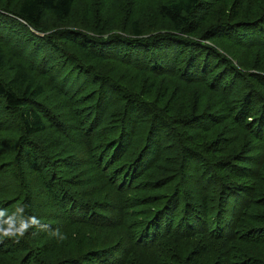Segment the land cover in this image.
<instances>
[{
  "label": "trees",
  "instance_id": "1",
  "mask_svg": "<svg viewBox=\"0 0 264 264\" xmlns=\"http://www.w3.org/2000/svg\"><path fill=\"white\" fill-rule=\"evenodd\" d=\"M3 1L0 227L23 235L0 236V264H264V75L203 43L260 50L264 72V7L163 0L171 30L104 38L46 34L76 0ZM49 128L62 135L35 139Z\"/></svg>",
  "mask_w": 264,
  "mask_h": 264
},
{
  "label": "rangeland",
  "instance_id": "2",
  "mask_svg": "<svg viewBox=\"0 0 264 264\" xmlns=\"http://www.w3.org/2000/svg\"><path fill=\"white\" fill-rule=\"evenodd\" d=\"M162 1L163 0H149L146 2H143L141 0H76V3L72 10V18L69 19L67 25L57 23L50 15L46 16L45 21L48 31V33L46 34L64 30V27L69 26L68 28L71 29L75 27H81L84 30L88 29L94 32H98L99 30L103 31L104 38L108 37L109 34L107 33L109 32H115L113 34L125 38L123 35H130V31L127 28L129 22L138 21L144 33L143 37H152V35L165 32V30H171V26L168 24V21L163 19V17H161L158 12V7L162 3ZM7 2L10 3L11 1L4 0L1 3V6L5 7L7 5ZM263 7L264 0H254L252 7L249 9L250 18H254L258 14H260L259 10ZM84 30L81 31V33L86 32L89 35L92 34ZM241 42H245V40L242 39ZM203 43H205L206 45H213L217 50L221 51L227 56L230 55V57H243L244 60L247 61V64L244 69H241L246 73L260 72L264 75L263 71H257L253 68V66L255 65V60L257 59V57H260V54L258 53H261L262 51L257 49H253L251 52L244 51L245 49L241 50L238 46L234 45L236 42L233 39H231L230 41L225 39L224 42L215 39L210 42L204 41ZM42 46L43 44L39 46V50L44 49ZM71 52L75 53L76 49L72 48ZM112 66V63H107L104 65L101 64L99 66V70L102 68V71H109ZM262 66H264V61H262ZM38 80H40V82L44 84L45 89V94L43 95L41 103L43 105L54 103L55 107H57L58 113L60 114L59 118L61 122L63 121V125H65L66 127L75 125V120L72 113H70L66 108L62 107V101H64V97L61 94H57L55 98H53L55 93H53L54 91L50 90L49 86H47L48 80L46 77H39ZM49 83L51 84L52 82L49 81ZM73 108L74 107L71 106L70 110H73ZM14 122V119L10 120V123L13 125V127H15ZM218 131V129H214L211 132L218 133ZM7 134L10 135L9 132H7ZM70 134L73 135L74 133ZM60 135H62L60 129H57L55 131L54 129L49 128L44 134L36 135L35 139L41 140V143L44 144L45 141L49 142L55 137L59 138ZM64 245V250H69L71 247L70 240H65Z\"/></svg>",
  "mask_w": 264,
  "mask_h": 264
},
{
  "label": "clouds",
  "instance_id": "3",
  "mask_svg": "<svg viewBox=\"0 0 264 264\" xmlns=\"http://www.w3.org/2000/svg\"><path fill=\"white\" fill-rule=\"evenodd\" d=\"M23 235V231H20V230H14L13 228H3V227H0V236H12V235Z\"/></svg>",
  "mask_w": 264,
  "mask_h": 264
}]
</instances>
